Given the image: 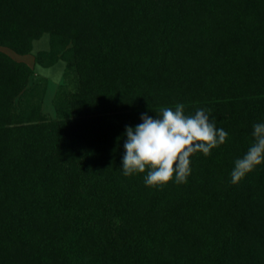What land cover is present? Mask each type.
<instances>
[{
  "label": "trees",
  "instance_id": "1",
  "mask_svg": "<svg viewBox=\"0 0 264 264\" xmlns=\"http://www.w3.org/2000/svg\"><path fill=\"white\" fill-rule=\"evenodd\" d=\"M44 32L77 85L66 116L15 118L31 68L0 51V264H264V164L229 183L264 120V0H0V45ZM177 101L225 142L186 183L124 176L125 125Z\"/></svg>",
  "mask_w": 264,
  "mask_h": 264
},
{
  "label": "clouds",
  "instance_id": "2",
  "mask_svg": "<svg viewBox=\"0 0 264 264\" xmlns=\"http://www.w3.org/2000/svg\"><path fill=\"white\" fill-rule=\"evenodd\" d=\"M185 107L177 101L174 107L155 110L154 116L143 112L139 123L125 125L119 166L124 176L145 173L143 182L152 187L169 180L186 183L192 154L200 152L207 156L225 142L229 133L217 127L210 108L199 106L186 113ZM251 137L247 149L233 161L229 183H238L248 172L264 164V120L252 124Z\"/></svg>",
  "mask_w": 264,
  "mask_h": 264
},
{
  "label": "rangeland",
  "instance_id": "3",
  "mask_svg": "<svg viewBox=\"0 0 264 264\" xmlns=\"http://www.w3.org/2000/svg\"><path fill=\"white\" fill-rule=\"evenodd\" d=\"M65 49L60 50L57 58L52 60L51 38L48 32L33 39L31 48L26 53H18L0 45V51L31 68L28 83L15 97L11 108L15 118L24 116L32 106H37L40 115L48 120L60 119L68 114V102L64 100V95L76 90L77 76L76 56L70 50L65 52Z\"/></svg>",
  "mask_w": 264,
  "mask_h": 264
}]
</instances>
